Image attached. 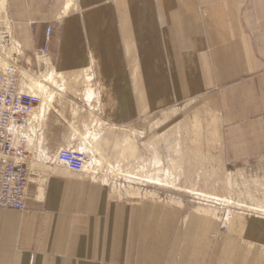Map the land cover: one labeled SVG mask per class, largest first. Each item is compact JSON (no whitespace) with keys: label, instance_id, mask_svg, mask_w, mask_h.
Instances as JSON below:
<instances>
[{"label":"crops","instance_id":"0c3cea01","mask_svg":"<svg viewBox=\"0 0 264 264\" xmlns=\"http://www.w3.org/2000/svg\"><path fill=\"white\" fill-rule=\"evenodd\" d=\"M2 16L24 62L49 27L48 66L93 72L109 122L194 105L212 128L208 167L258 182L257 207L232 213L119 196L58 161L71 118L48 108L25 144V209H0V264H264V32H248L231 0H5Z\"/></svg>","mask_w":264,"mask_h":264},{"label":"rangeland","instance_id":"374dc122","mask_svg":"<svg viewBox=\"0 0 264 264\" xmlns=\"http://www.w3.org/2000/svg\"><path fill=\"white\" fill-rule=\"evenodd\" d=\"M231 1L248 32H264V0ZM4 6L5 0H0V30L5 29ZM16 51L17 45L10 42L0 47V66L17 59L24 85L42 98L41 116L50 108L57 109L54 116H70L68 145L86 152V171L102 179L114 194L211 205L228 213L257 207L254 170L208 167L212 128L208 130L206 116H197L196 107L191 116L194 105H171L131 124L116 125L105 117L107 106H101L89 69L56 73L45 55L24 62L14 58Z\"/></svg>","mask_w":264,"mask_h":264},{"label":"built area","instance_id":"2783aa9c","mask_svg":"<svg viewBox=\"0 0 264 264\" xmlns=\"http://www.w3.org/2000/svg\"><path fill=\"white\" fill-rule=\"evenodd\" d=\"M50 31L47 27L41 55L47 52ZM9 42L8 35L0 32V47ZM41 101L38 94L21 85L17 59L0 66V209H25L29 182L25 144L30 134L29 125ZM57 159L68 169L82 172L87 154L82 148L70 145L59 150Z\"/></svg>","mask_w":264,"mask_h":264},{"label":"bare ground","instance_id":"6f19581e","mask_svg":"<svg viewBox=\"0 0 264 264\" xmlns=\"http://www.w3.org/2000/svg\"><path fill=\"white\" fill-rule=\"evenodd\" d=\"M39 85H40V86H43V85H41V84H39ZM40 86H39V87H40ZM42 105H43V101H41V104L39 105V107H38L37 110H36V112L38 111L39 116H41V112L44 110L43 108H41ZM29 127H30V125H29ZM27 137L29 138L30 135L28 134Z\"/></svg>","mask_w":264,"mask_h":264}]
</instances>
